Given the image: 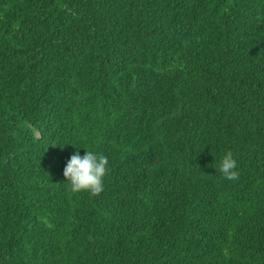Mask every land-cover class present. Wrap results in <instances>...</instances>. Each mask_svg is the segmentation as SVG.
Returning a JSON list of instances; mask_svg holds the SVG:
<instances>
[{
    "label": "trees",
    "instance_id": "1",
    "mask_svg": "<svg viewBox=\"0 0 264 264\" xmlns=\"http://www.w3.org/2000/svg\"><path fill=\"white\" fill-rule=\"evenodd\" d=\"M0 264H264V0H0Z\"/></svg>",
    "mask_w": 264,
    "mask_h": 264
},
{
    "label": "clouds",
    "instance_id": "2",
    "mask_svg": "<svg viewBox=\"0 0 264 264\" xmlns=\"http://www.w3.org/2000/svg\"><path fill=\"white\" fill-rule=\"evenodd\" d=\"M233 153L228 151L221 159L216 171L228 180L239 178ZM108 159L104 154L86 150L81 156L77 150L68 159L63 176L73 193L88 192L98 197L104 191V178L108 174Z\"/></svg>",
    "mask_w": 264,
    "mask_h": 264
}]
</instances>
